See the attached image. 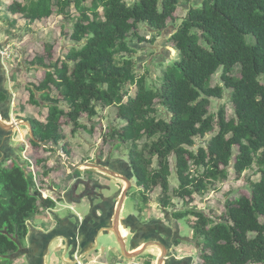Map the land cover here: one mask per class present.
Here are the masks:
<instances>
[{
  "label": "trees",
  "instance_id": "16d2710c",
  "mask_svg": "<svg viewBox=\"0 0 264 264\" xmlns=\"http://www.w3.org/2000/svg\"><path fill=\"white\" fill-rule=\"evenodd\" d=\"M181 1H13L7 10L30 21L48 18L54 4L61 16H69L71 5L77 12L70 35L76 45L63 60L44 64L43 58H37L47 70L44 79L29 89V102L40 105L36 99L40 92L50 103L45 121L27 120L37 140L52 139L56 145L63 138V117L75 132L85 127L80 122L83 114L91 119L99 107L115 106L117 117L125 123L109 135L127 146V164L142 189V199L160 188L157 202L163 208L172 205L173 197L188 199V204L195 193L225 180L230 166L239 177L256 165L260 178L250 182V195L227 201L218 221L201 210L178 212L174 217L187 219L193 237L199 239L196 245L203 264H264V81L260 80L264 0H185L190 5L170 36L177 56L162 63L160 77L148 85L149 72L139 74L131 55L120 61L116 56L135 52L129 35L144 40L136 31L139 24L158 32L167 27ZM47 54L51 56L50 48ZM236 66L239 75L234 74ZM219 70L222 85H212V76ZM127 85L135 86L134 92L130 94ZM52 88L59 97L50 95ZM224 89H230L231 118L224 106L209 112L210 99L221 98ZM209 133L213 134L205 146L191 149L197 136ZM62 148L70 156L66 144ZM172 163L178 185L170 190ZM31 174L18 158L9 166L0 164V257L18 251L28 231L26 221L40 207H54V201L37 190Z\"/></svg>",
  "mask_w": 264,
  "mask_h": 264
},
{
  "label": "rangeland",
  "instance_id": "374dc122",
  "mask_svg": "<svg viewBox=\"0 0 264 264\" xmlns=\"http://www.w3.org/2000/svg\"><path fill=\"white\" fill-rule=\"evenodd\" d=\"M13 1L25 4L30 0H0V47H4L6 50L3 63L6 76L5 87L9 90L11 95L9 107L10 115L7 118L5 117L4 120L6 122H18L20 120L26 121L24 119L28 118H35L36 120L45 121L47 105L50 102L42 99L40 92L36 94V99L39 100L40 105H33L29 102V89H32L44 79L47 70V68L38 63L37 58H43L44 64L63 60L68 50L76 45V43L71 40L70 35L73 31V24L76 21L77 12L73 5H71L67 8L69 16H61L57 13V7L54 4L53 13L48 18L30 21L26 18L24 19L19 13L11 14L7 10L8 5ZM84 4L89 5L90 2L85 1ZM189 5L190 2L182 0L174 12V19H169L167 21V27L160 32L149 28L144 23L139 24L136 31L138 35L144 37V40L139 41L136 36L129 35L128 40L131 44L135 45V52L131 54H119L116 56L117 61L123 60L125 57L131 55L136 61V67L139 70L138 73L141 74L148 71L147 84H153L155 78L161 75L162 63H167L168 60L175 59L177 56V51L173 48L172 42L170 41V36L181 23L180 21L183 19L186 8ZM249 37L248 41L250 42L252 39L251 36ZM48 48H50V57L47 54ZM234 74L239 75V66L235 67ZM220 75L221 70L212 76V85H222ZM260 77V80L263 82L264 74ZM155 81H157V79ZM126 89L131 94L134 92L135 86L127 85ZM229 92L230 89H224L221 98L213 97L210 99V113H216L220 106H224L227 118L234 116V106L231 102ZM50 95L59 97L58 92L54 89L51 91ZM60 104L67 110L66 103L60 101ZM156 107L161 115L162 107L159 106L157 101ZM80 122L83 123L85 127H80L76 129L75 132H71L72 125L67 118L63 117L61 121L60 131L63 138L60 144H66L67 148L71 150V154L68 156L70 162L74 161L78 155H81V161L99 163L100 160L103 161L108 158H123L124 161L128 163L127 146L117 142L116 139H112L109 135L111 129H119L125 123L117 117V109L115 106L105 108L99 107L97 114L91 119L83 114L80 118ZM18 125L19 126H15L14 129L8 132L11 143L16 146L18 162L26 171L29 172L30 168L32 169V166H34L36 172L45 176L48 182L41 181L44 187L53 185L58 190L62 189L63 187L60 186L57 181L59 180L63 183L66 180V175L68 178L72 175L71 173L66 174L70 170L66 169L64 155L57 151L52 143L49 144L50 147H44L40 144L32 146L29 141L30 136L28 128L23 123H18ZM212 134L213 133H209L205 137L197 136L195 138V144L191 149L197 150L199 146H205ZM143 141L144 140H142L140 144H142ZM256 168V165H254L237 177V174L230 166L227 169L229 170V175L225 180L216 182L204 193H195L193 199L190 200L188 204L186 202L188 199L173 197L172 205L164 208L165 210L160 209L161 207H159L157 202L161 194L160 188H155L152 192L146 194V200H143L142 189L137 186L136 179L132 177L131 186L127 190L128 192L130 191V194H128L124 201L123 208L121 209V216L127 218L130 214L136 212L137 206H146L148 207L145 210L147 213L142 215L144 218H148L149 213H151V217L164 220V214L170 216L186 210H201L206 215L218 221L224 214V206L227 201L234 200L242 195H250V182L260 178V173ZM45 169H48L47 174L44 172ZM75 174L94 177L101 175L100 169L96 170L94 168L90 169L84 167L81 170L75 169L74 175ZM116 181L118 182V180ZM169 182L170 190H173L178 185L174 174L173 163ZM64 183H66V181ZM87 186L89 185L87 184ZM111 186L113 187L114 183H112ZM111 186L109 187L111 188ZM126 186H128V184H126ZM115 188L118 192L119 185ZM119 192L121 193V189ZM131 193L134 194V198H137V205L134 203L133 198H131ZM169 194H172V192L170 191ZM154 208L157 209L156 212L152 211ZM73 210L74 209H67L60 213L66 214L74 212ZM185 219L186 218H182L173 221V223L176 222L182 237H187V239L183 238L185 242H183L182 245L186 247L184 254H189V251H193V255L196 256L198 253V256L195 257L197 264H203L200 258V248L196 245L199 239L193 237L190 230L191 228L186 222L187 219ZM189 219L192 221L195 220L192 216H190ZM130 240L131 238H126V247L129 246ZM117 246L116 239L113 235L107 234L104 236V234H102L98 239V251H101V253L103 251L106 258L112 263L117 261V259H125L122 255L117 256L120 254V250ZM113 247H116L118 252L112 253L111 248ZM57 257L58 262L56 264H63L62 259L59 256ZM50 260L51 259H49V261ZM140 260L142 259L138 257L133 261L141 262ZM144 264L146 263L144 262Z\"/></svg>",
  "mask_w": 264,
  "mask_h": 264
},
{
  "label": "crops",
  "instance_id": "0c3cea01",
  "mask_svg": "<svg viewBox=\"0 0 264 264\" xmlns=\"http://www.w3.org/2000/svg\"><path fill=\"white\" fill-rule=\"evenodd\" d=\"M4 59L5 56L0 54L2 85H5L6 81L3 68ZM5 110L4 113L0 111V119L9 124L12 121L6 122L4 118H7L10 112L8 108H5ZM10 130L12 129L0 128V164L3 166H9L12 160L18 158L16 146L11 143L9 138L8 132ZM80 156L78 155L72 163L80 162L82 158ZM82 168L77 169L81 170ZM66 169H68L67 166ZM26 173L29 174L31 171H26ZM68 173L72 175L69 178L66 175V183L63 180V183L57 181L63 187L62 189L58 190L53 185L44 187L42 183V187H44L43 194L40 193L43 198L52 199L54 207H40L39 211L26 221L28 231L24 239L20 241L18 251L0 257V264L8 263L7 260L3 263L4 259H8L10 264H56L58 262L57 256L62 259L63 264H116L123 260L117 259L112 263L106 258L103 251L101 253L97 248L99 237L103 233H108L107 228L112 226L115 209H117L118 200L125 186L123 178L119 176V173L112 174L105 171L104 173L107 174L99 175L101 178L90 175H74L75 170L66 174ZM97 178H99V185L103 187L93 185L95 183L93 179ZM46 181L48 182V180ZM112 183H114L113 187L111 186ZM116 183L119 185L118 192L121 189L119 194L115 188L117 187ZM106 188L110 189L106 190ZM128 194H130V191L125 194L123 204ZM130 196L136 204L137 198H134L132 193ZM147 208L146 206H137L136 212L130 214L127 218L121 216L122 210L120 209L119 229L124 240L127 237L131 238L129 246L126 247L125 245L129 253L136 252L149 241H158L166 248L167 258L165 264H197L195 257L198 256V253L196 256L193 255V251L184 254L186 247L182 245L185 242L183 238L187 239V237H182L176 222L173 223L174 220H177L174 215L164 214L165 219L162 220L161 218L151 217L152 214L149 213L148 218H144L142 215L147 213L145 211ZM67 209H74V212L60 213ZM160 209L165 210L163 207ZM156 210L155 208L152 209L153 212H156ZM161 253L162 250L159 246H150L144 254L138 256L142 259L141 262H134V259L126 260L130 264H144V262L146 264H156ZM49 259L51 260L49 261Z\"/></svg>",
  "mask_w": 264,
  "mask_h": 264
},
{
  "label": "water",
  "instance_id": "95a60500",
  "mask_svg": "<svg viewBox=\"0 0 264 264\" xmlns=\"http://www.w3.org/2000/svg\"><path fill=\"white\" fill-rule=\"evenodd\" d=\"M18 123L19 124L23 123L24 125H26V127L29 130V136L32 140H34V142H36L40 145H43L44 147H50L49 143L52 142V139L44 140V141L37 140L34 136L33 131L31 130V125L28 121L20 120L18 122H11L8 124V123L3 122L0 119V128L5 129V130L13 129L15 126H19ZM55 149L64 155V163L70 171H73V170H75L77 168H81V167L96 168V169H100L102 171L107 170L104 167L102 168L100 164H95L93 162H88V161H80L77 163L70 162V160H69L68 156L66 155V153L64 152L61 144H56ZM123 179L126 180L130 184L129 180H127L125 178H123ZM109 189L110 188H106V190H109ZM124 197H125V192H122L120 199L118 200V203H117V209H115L116 212H115V215L113 217L112 226L107 228L108 233H105V234L103 233L104 236L107 234L113 235L116 239V242L118 245L117 247L120 250V254L122 255V257H124L125 259H128V260H133V259L137 258L138 256H141L142 253L144 254L150 246H159L162 250V253L158 257L156 264H165V261L167 258L166 248H165V246H163V244L159 243L158 241H149V242L143 244L142 247L139 250H137L136 252L129 253V251L126 249L125 240H124V238L120 232V229H119L120 209L123 205ZM111 251H112V253L118 252L116 247L111 248Z\"/></svg>",
  "mask_w": 264,
  "mask_h": 264
},
{
  "label": "flooded vegetation",
  "instance_id": "af4514ba",
  "mask_svg": "<svg viewBox=\"0 0 264 264\" xmlns=\"http://www.w3.org/2000/svg\"><path fill=\"white\" fill-rule=\"evenodd\" d=\"M2 81H3V78L0 76V111L4 113L6 111L5 108H8V111H10L9 107H10V102H11V95L9 93V90L5 87V85L4 84L2 85ZM24 120L28 121L27 119H24ZM30 125H31V123H30ZM31 130H32V126H31ZM51 143L55 146L53 141ZM70 154H71V152H70ZM99 164L101 165L102 168L104 167L107 169V170H105V172L112 173V174L119 173V176L130 181V184H129L126 180L122 179V180H124V183H125V186L122 189V192H125V194H126L127 190L131 186L132 175H131L130 167L124 161V159L123 158H120V159L108 158V159L103 160V161L100 160ZM100 174H107V173H104V171L102 172L100 170ZM97 177L101 178V176H97ZM91 178H93V177H91ZM99 178L93 179L95 182V183H93V185H95V187L100 186L98 183ZM126 184H128V186H126ZM75 186H76V184H75ZM100 187H103V186L101 185Z\"/></svg>",
  "mask_w": 264,
  "mask_h": 264
},
{
  "label": "built area",
  "instance_id": "2783aa9c",
  "mask_svg": "<svg viewBox=\"0 0 264 264\" xmlns=\"http://www.w3.org/2000/svg\"><path fill=\"white\" fill-rule=\"evenodd\" d=\"M0 54L6 56V50L4 49V47L0 48ZM30 171L32 173L31 175H33V180H34L37 190H39L43 194V188H41L42 187L41 181L42 180L46 181L47 179L44 176H42L41 178L42 174H40L39 172H36L34 166H32V169L30 168ZM116 264H130V263L127 260L123 259L121 262H118Z\"/></svg>",
  "mask_w": 264,
  "mask_h": 264
}]
</instances>
